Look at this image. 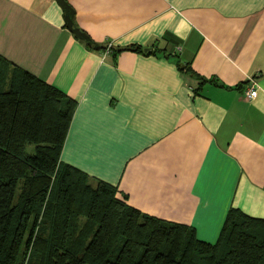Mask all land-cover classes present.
Instances as JSON below:
<instances>
[{
  "label": "crops",
  "instance_id": "crops-1",
  "mask_svg": "<svg viewBox=\"0 0 264 264\" xmlns=\"http://www.w3.org/2000/svg\"><path fill=\"white\" fill-rule=\"evenodd\" d=\"M63 1L91 42L140 51L88 47L54 0H0V57L74 102L60 163L205 243L230 208L264 220V0Z\"/></svg>",
  "mask_w": 264,
  "mask_h": 264
},
{
  "label": "trees",
  "instance_id": "trees-1",
  "mask_svg": "<svg viewBox=\"0 0 264 264\" xmlns=\"http://www.w3.org/2000/svg\"><path fill=\"white\" fill-rule=\"evenodd\" d=\"M73 110L63 93L0 57V264H264V220L230 208L205 243L61 164Z\"/></svg>",
  "mask_w": 264,
  "mask_h": 264
},
{
  "label": "water",
  "instance_id": "water-1",
  "mask_svg": "<svg viewBox=\"0 0 264 264\" xmlns=\"http://www.w3.org/2000/svg\"><path fill=\"white\" fill-rule=\"evenodd\" d=\"M57 5L61 8L63 12V18L65 22L66 28L69 30L70 33L73 34V36L81 41H83L85 44L89 45V41L87 37L79 31L73 24L72 21V11L71 9L66 5V3L63 0H54ZM101 47L100 46H93L94 50H99ZM147 49H143L145 52Z\"/></svg>",
  "mask_w": 264,
  "mask_h": 264
},
{
  "label": "built area",
  "instance_id": "built-area-1",
  "mask_svg": "<svg viewBox=\"0 0 264 264\" xmlns=\"http://www.w3.org/2000/svg\"><path fill=\"white\" fill-rule=\"evenodd\" d=\"M109 47H110V45L107 44L105 51H107L109 49ZM256 89H257V86H256L254 80L248 79L246 89L242 93L243 98L246 100H251L256 95Z\"/></svg>",
  "mask_w": 264,
  "mask_h": 264
},
{
  "label": "rangeland",
  "instance_id": "rangeland-1",
  "mask_svg": "<svg viewBox=\"0 0 264 264\" xmlns=\"http://www.w3.org/2000/svg\"><path fill=\"white\" fill-rule=\"evenodd\" d=\"M31 148H32V146H26V152H30Z\"/></svg>",
  "mask_w": 264,
  "mask_h": 264
}]
</instances>
